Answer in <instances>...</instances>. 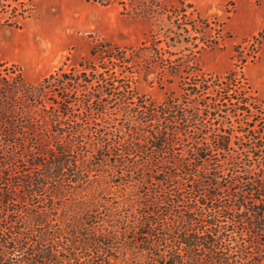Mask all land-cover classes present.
<instances>
[{"label": "trees", "instance_id": "1", "mask_svg": "<svg viewBox=\"0 0 264 264\" xmlns=\"http://www.w3.org/2000/svg\"><path fill=\"white\" fill-rule=\"evenodd\" d=\"M0 1L1 15L18 0ZM146 1L122 14L153 18L157 0ZM33 9L12 8L4 24ZM65 66L31 84L0 61V264H264V131L253 126L264 103L246 79L202 76L183 99L135 110L130 87ZM50 92L57 106L37 103ZM113 96L119 131L97 125Z\"/></svg>", "mask_w": 264, "mask_h": 264}, {"label": "rangeland", "instance_id": "2", "mask_svg": "<svg viewBox=\"0 0 264 264\" xmlns=\"http://www.w3.org/2000/svg\"><path fill=\"white\" fill-rule=\"evenodd\" d=\"M144 1L111 0L109 6L86 0L10 2L8 14L0 15V61L19 70L31 84L41 82L64 63L66 73L95 83L91 78L96 77L92 72L96 69L105 82L130 87L133 98L129 96V102L135 110L143 102L160 105L167 98L183 99L187 84L202 76L224 78L236 71L239 83L246 79L264 103V0H157L151 19L122 14L121 3L131 14ZM31 4L30 17L20 20L18 28L4 24L12 8L20 12ZM43 35L55 50L47 48L48 52L36 60L31 42L41 45ZM110 45L121 49L114 54L116 61L103 58L104 46ZM93 48L95 56H91ZM22 54L31 66L21 60ZM3 70L0 68V76L6 77ZM84 96L81 94L79 100ZM60 97L59 92L46 93L37 103L55 107ZM115 98L103 99L111 107L108 116L97 122L104 130L119 131L124 123L116 109L123 102H115ZM114 112L116 115H111ZM238 123L244 122L241 119ZM253 126L256 132L264 131L259 121ZM239 139L244 135L239 134ZM240 157L244 159L242 154ZM217 158L223 160L221 155ZM244 164L245 160L240 166ZM64 199L70 200L68 195Z\"/></svg>", "mask_w": 264, "mask_h": 264}, {"label": "bare ground", "instance_id": "3", "mask_svg": "<svg viewBox=\"0 0 264 264\" xmlns=\"http://www.w3.org/2000/svg\"><path fill=\"white\" fill-rule=\"evenodd\" d=\"M39 40H41V45H39L40 43L38 44L37 42H34V41L31 42V46H32L33 51H34L33 56H34V59H36V60L39 59L40 55H43L46 52H48V50H46L47 48H51V49L55 50V47L50 43L47 35L41 36V38Z\"/></svg>", "mask_w": 264, "mask_h": 264}, {"label": "crops", "instance_id": "4", "mask_svg": "<svg viewBox=\"0 0 264 264\" xmlns=\"http://www.w3.org/2000/svg\"><path fill=\"white\" fill-rule=\"evenodd\" d=\"M85 19H87V18H85ZM21 60H23L24 62H27L29 65H30V63L27 61V59H25V57H23V54H22V56H21ZM31 66V65H30Z\"/></svg>", "mask_w": 264, "mask_h": 264}]
</instances>
